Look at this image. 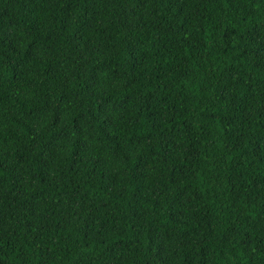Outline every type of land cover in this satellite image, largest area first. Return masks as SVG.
<instances>
[{"label":"trees","instance_id":"trees-1","mask_svg":"<svg viewBox=\"0 0 264 264\" xmlns=\"http://www.w3.org/2000/svg\"><path fill=\"white\" fill-rule=\"evenodd\" d=\"M0 264H264V0H0Z\"/></svg>","mask_w":264,"mask_h":264}]
</instances>
